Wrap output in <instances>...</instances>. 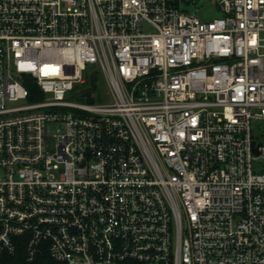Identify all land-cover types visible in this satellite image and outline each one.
<instances>
[{"label":"built area","instance_id":"2783aa9c","mask_svg":"<svg viewBox=\"0 0 264 264\" xmlns=\"http://www.w3.org/2000/svg\"><path fill=\"white\" fill-rule=\"evenodd\" d=\"M214 3L0 0V264H264V0Z\"/></svg>","mask_w":264,"mask_h":264},{"label":"rangeland","instance_id":"374dc122","mask_svg":"<svg viewBox=\"0 0 264 264\" xmlns=\"http://www.w3.org/2000/svg\"><path fill=\"white\" fill-rule=\"evenodd\" d=\"M179 5L182 10H185L190 14L197 15L201 22H211L214 19L223 16L219 6L214 3V0H180ZM47 98H50V95L40 96V100H46ZM73 100L76 101V99ZM259 126L261 129H258ZM263 126L264 123L255 124L253 131L259 130V132H264ZM58 128H60L59 124L48 123L45 129L47 136H53L57 132ZM259 141H263V138H259ZM252 166L256 172L264 170V159L260 161H254Z\"/></svg>","mask_w":264,"mask_h":264},{"label":"trees","instance_id":"16d2710c","mask_svg":"<svg viewBox=\"0 0 264 264\" xmlns=\"http://www.w3.org/2000/svg\"><path fill=\"white\" fill-rule=\"evenodd\" d=\"M178 2L179 0H175V3L178 4ZM97 78L100 79V83H101V76L99 75V73L96 76V79ZM93 101L95 100L92 99L90 102ZM3 264H58V263L54 261L48 253H43L35 261L28 262L25 256L23 255L22 251H18L15 255L6 257L3 261Z\"/></svg>","mask_w":264,"mask_h":264}]
</instances>
